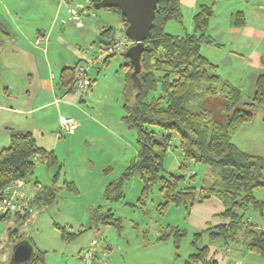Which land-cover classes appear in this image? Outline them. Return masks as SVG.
Returning <instances> with one entry per match:
<instances>
[{
	"label": "rangeland",
	"instance_id": "obj_1",
	"mask_svg": "<svg viewBox=\"0 0 264 264\" xmlns=\"http://www.w3.org/2000/svg\"><path fill=\"white\" fill-rule=\"evenodd\" d=\"M1 1L6 10L0 5V14L5 16L9 30L6 32L2 26L0 30L17 35L25 46L16 53L11 51L12 41L5 40L6 46L3 44L0 151L9 146L12 131H30L39 146L54 152L58 163L49 166L38 159L34 174L28 178L30 185L57 188L53 203L47 206L28 203L30 211L26 219H16L14 214L0 219V264H10L15 245L23 241L29 242L34 252L45 253L44 264H187L197 247L210 242L203 237L197 245L193 244L194 235L201 229L192 216H187L184 206L169 204L162 209L166 198L159 183L145 193L142 179L135 174L123 181L120 199L109 201L105 197L109 184L122 178L138 154L137 133L123 120L124 65L128 62L123 56L125 51L103 63L109 53H102L105 45L102 40L110 39L102 38L101 31L111 27L114 41L124 37L121 15L107 9L95 10L88 0ZM82 5L86 10L79 11ZM69 9L80 12L79 23L72 21ZM183 21V27L175 20L169 21L165 31L175 35L185 33L182 30L192 33L191 20L183 17ZM44 32L49 34L48 40L41 38ZM77 64L86 68L91 87L83 94L76 91L77 103L67 106L63 101L58 105L60 99L55 93L60 96L66 93L59 84L61 71ZM249 89L245 84L241 103L252 99L254 94ZM219 98L223 97L202 100L198 95L189 97V109L193 112L210 109L217 121L219 113L215 109ZM263 110L257 108L254 119L242 125L233 141L243 151L264 161ZM60 116L74 119L77 129L72 133L62 131ZM182 164L180 148H171L164 158L163 174H185L181 188L192 185L199 190L208 184L206 164L188 163L187 169L180 173ZM190 176L194 179L189 182ZM254 194L264 202V187ZM203 206L210 208L212 203ZM108 210L117 220L115 225L102 223ZM245 218L264 228V206L262 210L249 208ZM11 230L17 232L13 233L16 240L10 239ZM62 235L70 239H63ZM213 245L218 250H232L226 264H264V256L249 251L242 243Z\"/></svg>",
	"mask_w": 264,
	"mask_h": 264
},
{
	"label": "trees",
	"instance_id": "obj_2",
	"mask_svg": "<svg viewBox=\"0 0 264 264\" xmlns=\"http://www.w3.org/2000/svg\"><path fill=\"white\" fill-rule=\"evenodd\" d=\"M101 1L89 0V3L93 7V4ZM215 6L216 0L211 5H201L193 16V32L177 36L167 33L165 27L172 20L183 27L181 1L160 0L158 3L152 30L144 42L141 69L137 77L132 78L134 66L129 59L124 65L123 120L137 133L138 154L127 166L122 178L109 184L105 197L109 201L120 199L123 196V181L135 174L142 179L145 193L155 184H160V191L166 198L162 209L169 204L184 206L188 217L196 204L216 197L223 205L224 211L219 216L225 222L199 231L194 235L193 244L197 245L203 237H207L210 243L228 245L238 242L244 235L250 238L247 249L264 256V230H258L245 218L249 208L262 210L264 206L254 194L264 187V161L260 156L243 151L233 141L242 125L254 119L257 108L264 107V74L257 79L252 99L241 103L242 91L224 81L216 73L217 67L201 53L202 45H214L208 35V28ZM107 10L121 15L117 8ZM121 19L126 28L127 22L122 15ZM244 21L242 12L233 16L235 26L243 25ZM112 31L111 27H107L101 32L102 38L110 39L109 42L102 40L105 44L102 53L108 52V47L114 41ZM115 55L117 53L109 54L103 63H108ZM80 67L83 66L77 64L62 69L59 84L66 89V93L75 92L77 70ZM197 95L199 100L210 96L225 98L228 101L225 120L215 121L212 113L206 109L198 112L190 110L189 97ZM178 147L183 158L180 173L191 162L204 163L209 168L205 175L208 184L199 190L192 185L181 188L182 182L186 181L185 174H163L166 154L171 148ZM38 159L45 160L49 166L58 163L54 152L39 146L32 132L12 131L9 146L0 151V197L2 191L15 181L29 183L28 178L34 174ZM193 179L194 176H190L189 182ZM56 190L53 186L40 187L30 204L50 205L57 197ZM29 211L8 213L0 216V219L9 218L12 214L16 219H26ZM102 223H117L111 210L105 214ZM13 233L17 232L11 230L9 237L16 240L17 236H13ZM62 238L70 239L65 235ZM210 252L209 245L197 247V252L190 255L187 264H217L210 257ZM44 254L35 252L29 264H44Z\"/></svg>",
	"mask_w": 264,
	"mask_h": 264
},
{
	"label": "crops",
	"instance_id": "obj_3",
	"mask_svg": "<svg viewBox=\"0 0 264 264\" xmlns=\"http://www.w3.org/2000/svg\"><path fill=\"white\" fill-rule=\"evenodd\" d=\"M62 1L71 3L74 0ZM180 1L183 17H188L193 23V16L199 10L198 8L201 5L213 4L214 0ZM61 4L62 2L59 6H61ZM0 5L6 10V6L1 0ZM80 10L84 11L86 8L82 5L79 11ZM237 12H242L245 17L244 24L241 26L233 25V16ZM5 21V16L0 14V26L8 32L9 28L5 26ZM72 21L76 23L75 18H73ZM190 28L193 29L192 24L190 25ZM181 32L185 33H177L182 34L177 36H184V34L189 33V30L188 32H186V30H182ZM48 35L49 34L44 32L41 34V38L48 40ZM208 35H210L213 39L214 45H202L201 53L203 52L202 54L217 67L216 70H218V75L224 81H227L234 87L239 88L242 93L243 90H245V84H248L250 86L249 90H252L251 93L254 94L256 91L257 79L260 75L264 74V0H216L214 15L208 28ZM5 40L9 42L12 41L10 45L12 52L17 53L18 49H23L25 46V43L22 40L19 41L17 35L7 34L0 30V59H2V56L4 55L3 44L6 42ZM79 56L82 59V54ZM53 78H55V76H53ZM5 82H7V80ZM51 90L55 92L56 87L52 85ZM55 94L56 97L60 99V103L58 105H60L63 101V104L67 106L72 105L77 103L79 99V94L76 92L75 94L73 92L65 93L63 96H60L59 93ZM216 101L218 106L215 110L219 113L217 118L219 121H224L227 116L225 106L228 101L223 98H219ZM206 110L212 113L213 119L215 120L213 112L210 109ZM218 120L217 122H219ZM207 203H212V206L210 208H204L205 206L203 205ZM214 204L215 208H213ZM199 207H201V209ZM223 211L224 208L221 201L216 197H213L203 204H196L193 207L190 216H192L195 225H197L201 230H205L225 222L219 216ZM255 226L258 230H264V228H260L258 225ZM238 242L247 247L250 242V238H246L242 235ZM214 243L208 244L211 250L210 257H213L217 264H226L229 261V256L232 253V250L223 248H220V250L215 249L213 245Z\"/></svg>",
	"mask_w": 264,
	"mask_h": 264
},
{
	"label": "water",
	"instance_id": "obj_4",
	"mask_svg": "<svg viewBox=\"0 0 264 264\" xmlns=\"http://www.w3.org/2000/svg\"><path fill=\"white\" fill-rule=\"evenodd\" d=\"M160 0H102L93 4L95 10L117 8L127 22L124 34L135 42L123 56L134 66L132 78H136L141 69V56L144 42L148 39L155 18V11ZM175 146V144H173ZM35 257L33 247L29 242H19L15 245L10 264H29Z\"/></svg>",
	"mask_w": 264,
	"mask_h": 264
},
{
	"label": "built area",
	"instance_id": "obj_5",
	"mask_svg": "<svg viewBox=\"0 0 264 264\" xmlns=\"http://www.w3.org/2000/svg\"><path fill=\"white\" fill-rule=\"evenodd\" d=\"M69 13L75 18L76 23H79L80 12L76 9H69ZM135 44L134 41L127 38L125 35L119 40H115L109 47L108 53L124 52L130 46ZM91 80L89 79L86 68L80 67L77 70L76 77V88L75 92L78 91L81 94L84 90L89 87ZM59 123L61 130L66 133L74 132L78 123L72 119L64 116L59 117ZM40 188L37 186L30 185L26 181L19 180L8 185L1 193L0 197V216L23 211L24 209H30L28 203H30Z\"/></svg>",
	"mask_w": 264,
	"mask_h": 264
}]
</instances>
